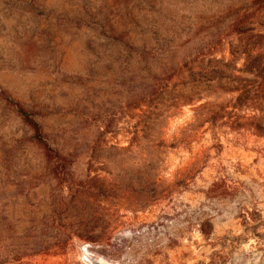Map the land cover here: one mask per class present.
<instances>
[{
    "label": "rangeland",
    "instance_id": "obj_1",
    "mask_svg": "<svg viewBox=\"0 0 264 264\" xmlns=\"http://www.w3.org/2000/svg\"><path fill=\"white\" fill-rule=\"evenodd\" d=\"M251 35L264 50V0H0V92L60 155L0 95V256L264 264V112L192 125L243 94L198 69L247 68L230 45Z\"/></svg>",
    "mask_w": 264,
    "mask_h": 264
},
{
    "label": "trees",
    "instance_id": "obj_2",
    "mask_svg": "<svg viewBox=\"0 0 264 264\" xmlns=\"http://www.w3.org/2000/svg\"><path fill=\"white\" fill-rule=\"evenodd\" d=\"M243 25L242 20L233 23L230 28L231 33H238L239 35L246 36L248 34L246 31H237L239 26ZM234 29V30H233ZM256 39L255 35H251L249 38L244 37L239 39L237 43H231L230 45V53L233 57H244L246 62L249 64L247 68L244 69H236V67L228 68V67H219L218 69H205L200 68L198 69V76L202 79L207 78L208 75H204V73H208L209 75L213 74L216 78H227V75H230L231 78H228V88L224 89V92L228 94H234V93H240L243 91V94H241L238 97H235L233 99H228L222 102V104H217L216 106H201L197 110H195V123H207V122H213L214 120L222 118L224 116L225 109L230 107L233 108H243L248 107L252 105L253 110L264 112V50L261 49L262 47L256 46L254 40ZM195 70V69H193ZM236 73H242L249 76H252L255 80L261 79V82L259 81V85L257 86V81H252L249 84L242 85L243 79L240 78V76H237ZM249 82V81H245ZM253 89V90H252ZM0 95L2 99H4L8 105L12 106L18 117L23 121V123L30 129L32 132L33 139L37 142V144L45 151V153L50 156L59 159L60 155L58 151L52 147L47 139V136L43 132L42 126L37 122L35 116L26 110L21 103L18 101L13 100L11 97L7 96L4 91L0 92ZM148 96V95H146ZM145 96V97H146ZM151 97V95H149ZM256 97V98H255ZM200 100V99H197ZM194 102V101H192ZM230 105H229V104ZM227 106V107H226ZM152 107H150L151 109ZM155 110L154 108L152 109ZM262 128V127H259ZM261 131L263 129H260ZM59 168V169H57ZM55 172H57L60 176H64L65 174V165L58 164L55 166ZM72 195H74V189L72 187H69L68 189ZM73 192V194H72ZM76 192V191H75ZM67 208V203L64 202L63 198L55 207L53 211V216L50 219V223L52 226H54L57 223V214L61 213V210H65ZM76 235V234H74ZM73 234H69L67 236V241L71 240L72 237H74ZM79 239H84L80 234L76 235ZM61 237H54L55 240H60ZM86 239V238H85ZM88 241L91 240V242H95V239H87ZM39 254V253H36ZM22 253H14L12 257H8V255H3L2 261H0V264H23Z\"/></svg>",
    "mask_w": 264,
    "mask_h": 264
}]
</instances>
